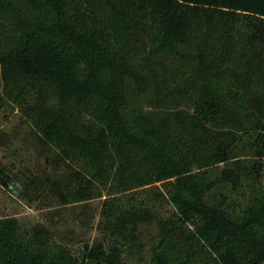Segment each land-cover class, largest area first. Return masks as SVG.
Here are the masks:
<instances>
[{
	"label": "trees",
	"instance_id": "1",
	"mask_svg": "<svg viewBox=\"0 0 264 264\" xmlns=\"http://www.w3.org/2000/svg\"><path fill=\"white\" fill-rule=\"evenodd\" d=\"M8 105L67 168L27 192L100 199L104 240L4 218L0 264H264V0H0Z\"/></svg>",
	"mask_w": 264,
	"mask_h": 264
},
{
	"label": "rangeland",
	"instance_id": "2",
	"mask_svg": "<svg viewBox=\"0 0 264 264\" xmlns=\"http://www.w3.org/2000/svg\"><path fill=\"white\" fill-rule=\"evenodd\" d=\"M257 134V131L243 133L235 153L257 158L254 144ZM0 168L8 173L6 182L0 181V219L17 218L28 227L52 229L58 242L67 243L80 254L87 244L104 240L98 230L100 199L63 206L55 197L45 195L42 200H33L35 193L27 192L26 185L33 178L65 176L67 168L56 151L43 148L35 139L32 125L11 105L0 108ZM224 189L230 192L225 208L235 213L245 205L253 187L246 189V196L243 190L235 191L232 187H223L220 192ZM146 232L150 237L156 236V226L147 227Z\"/></svg>",
	"mask_w": 264,
	"mask_h": 264
}]
</instances>
